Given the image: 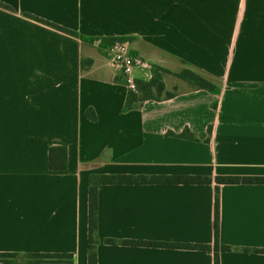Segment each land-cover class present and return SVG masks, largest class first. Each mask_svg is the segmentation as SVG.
Wrapping results in <instances>:
<instances>
[{
  "label": "crops",
  "instance_id": "obj_1",
  "mask_svg": "<svg viewBox=\"0 0 264 264\" xmlns=\"http://www.w3.org/2000/svg\"><path fill=\"white\" fill-rule=\"evenodd\" d=\"M0 2L11 7L0 5V252L74 255L0 264H88L92 174L264 177V0ZM28 15L130 38L135 53L172 72L185 61L222 91L164 77L174 97L124 111L129 88L101 48ZM186 128L198 140L168 134ZM57 145L67 170L49 169ZM217 186L100 185L98 264H215L214 249L121 241L214 247ZM219 197L220 264H264V183L221 184Z\"/></svg>",
  "mask_w": 264,
  "mask_h": 264
},
{
  "label": "trees",
  "instance_id": "obj_2",
  "mask_svg": "<svg viewBox=\"0 0 264 264\" xmlns=\"http://www.w3.org/2000/svg\"><path fill=\"white\" fill-rule=\"evenodd\" d=\"M0 5L11 8L10 6L0 2ZM42 23L48 24L60 31L80 37L83 41L96 43L100 40V46L112 43L116 40H130V38L123 37H86L79 34L77 31L58 25L53 22L28 15ZM91 62V60H89ZM185 67L179 72H172L171 70L162 66L156 65L154 68V76L151 80L145 81L142 79L137 80V90H129L124 111H129L134 108L140 107L145 101L148 100H161L163 98H171L176 95L177 88L173 91L167 89L164 77L166 74L172 73L178 78L188 82L193 88L206 89L214 95H219L222 87L219 83L212 80L209 76L201 73L191 67L188 63L183 61ZM218 102L212 103L213 108H217ZM86 115L96 121L97 116L93 108L86 111ZM212 127L209 128L211 133ZM169 135L179 136L182 138L198 140V138L186 128L182 133L176 134L169 131ZM48 166L53 171H64L68 169V149L66 146L57 145L51 146L49 149ZM215 181L217 186L216 194V211H215V244L214 247L206 244H180V243H158L152 241H136V240H122L123 244L127 245H148V246H166V247H184L189 249H200L215 251V264H220V252L229 250L230 247L220 244V197L219 185L221 184H240V183H264V177H240V176H218L215 179L209 176L197 175H160V176H147V175H131V174H92L90 175L89 185V233H88V264H98L97 248L101 239L98 235L99 227V187L103 184H154V183H167V184H210ZM105 243H116L115 239L107 238ZM74 255L71 253H26L19 254L16 252H0V262H72Z\"/></svg>",
  "mask_w": 264,
  "mask_h": 264
},
{
  "label": "built area",
  "instance_id": "obj_3",
  "mask_svg": "<svg viewBox=\"0 0 264 264\" xmlns=\"http://www.w3.org/2000/svg\"><path fill=\"white\" fill-rule=\"evenodd\" d=\"M96 44L118 68L129 90H137L138 79L149 81L153 78L155 63L135 53L130 48L128 41L116 40L112 43L100 46V40H98Z\"/></svg>",
  "mask_w": 264,
  "mask_h": 264
},
{
  "label": "rangeland",
  "instance_id": "obj_4",
  "mask_svg": "<svg viewBox=\"0 0 264 264\" xmlns=\"http://www.w3.org/2000/svg\"><path fill=\"white\" fill-rule=\"evenodd\" d=\"M165 77H167L169 79L168 83H170V82L174 83L175 81L178 80V79H176V77L172 73L166 74ZM176 88L178 89V87H176ZM176 88L174 87L173 90L176 89ZM168 90H171V88L168 89Z\"/></svg>",
  "mask_w": 264,
  "mask_h": 264
}]
</instances>
